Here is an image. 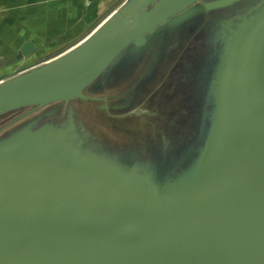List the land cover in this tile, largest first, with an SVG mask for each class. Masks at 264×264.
<instances>
[{
    "label": "water",
    "instance_id": "1",
    "mask_svg": "<svg viewBox=\"0 0 264 264\" xmlns=\"http://www.w3.org/2000/svg\"><path fill=\"white\" fill-rule=\"evenodd\" d=\"M0 264H264V0H124L0 80Z\"/></svg>",
    "mask_w": 264,
    "mask_h": 264
},
{
    "label": "crops",
    "instance_id": "2",
    "mask_svg": "<svg viewBox=\"0 0 264 264\" xmlns=\"http://www.w3.org/2000/svg\"><path fill=\"white\" fill-rule=\"evenodd\" d=\"M123 1L0 0V80L75 45Z\"/></svg>",
    "mask_w": 264,
    "mask_h": 264
},
{
    "label": "rangeland",
    "instance_id": "3",
    "mask_svg": "<svg viewBox=\"0 0 264 264\" xmlns=\"http://www.w3.org/2000/svg\"><path fill=\"white\" fill-rule=\"evenodd\" d=\"M129 55V54H128ZM124 75H129V70L128 71H126V73H123ZM124 75H122L121 77H119L118 76V72H117V74L115 75V80H123L124 78H123V76ZM22 112H20V114H21ZM98 118H102V115H98L97 116V119ZM12 119V117H11V115L10 116H8V115H6L2 120H1V124L2 123H7V124H10V122L12 121L11 120ZM93 127H97V125L96 124H94L93 125ZM98 133L100 134L101 133V130H99L98 131ZM118 140V139H117ZM90 145H93V146H95L96 145V143H91ZM99 162H101L102 161V154L101 153H99L98 154V157L96 158Z\"/></svg>",
    "mask_w": 264,
    "mask_h": 264
}]
</instances>
